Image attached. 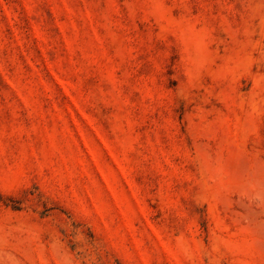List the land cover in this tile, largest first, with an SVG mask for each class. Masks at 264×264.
Here are the masks:
<instances>
[{
  "label": "rangeland",
  "instance_id": "rangeland-1",
  "mask_svg": "<svg viewBox=\"0 0 264 264\" xmlns=\"http://www.w3.org/2000/svg\"><path fill=\"white\" fill-rule=\"evenodd\" d=\"M0 264H264V0H0Z\"/></svg>",
  "mask_w": 264,
  "mask_h": 264
}]
</instances>
